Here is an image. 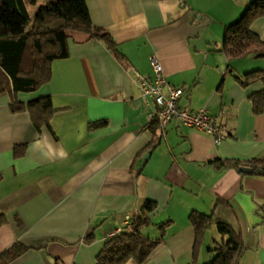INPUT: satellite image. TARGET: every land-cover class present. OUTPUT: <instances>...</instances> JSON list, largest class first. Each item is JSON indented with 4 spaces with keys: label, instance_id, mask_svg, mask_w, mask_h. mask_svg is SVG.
Returning a JSON list of instances; mask_svg holds the SVG:
<instances>
[{
    "label": "crops",
    "instance_id": "1",
    "mask_svg": "<svg viewBox=\"0 0 264 264\" xmlns=\"http://www.w3.org/2000/svg\"><path fill=\"white\" fill-rule=\"evenodd\" d=\"M85 1L114 49L66 31L68 57L52 62L50 81L16 95L23 103L49 95L50 129L34 127L27 111L10 110L11 95H0V253L18 242L27 249L8 264H95L107 234L152 202L141 232L163 240L142 263L125 264H209L221 236L212 226L196 243L189 214H207L221 199L246 248L238 264H264V174L214 164L264 157V109L254 114L249 100L262 82L235 79L264 68V58L221 51L225 27L253 0ZM250 28L264 41V16ZM150 56L170 84L186 88L180 106L206 108L223 124L220 144L175 121L152 143L155 105L133 73L152 79Z\"/></svg>",
    "mask_w": 264,
    "mask_h": 264
},
{
    "label": "trees",
    "instance_id": "2",
    "mask_svg": "<svg viewBox=\"0 0 264 264\" xmlns=\"http://www.w3.org/2000/svg\"><path fill=\"white\" fill-rule=\"evenodd\" d=\"M36 1L0 0V95H11L10 110L27 111L34 127L50 129L51 119L56 112L50 96H39L23 103L16 95L35 92L50 81L52 62L68 57L66 31H81L92 38L102 39L111 49H114V41L104 28L92 23L85 0H52L31 14L29 6L36 4ZM262 16L264 0H253L236 21L225 27L221 51L226 57L254 54L264 58V41L250 28L252 22ZM235 79L244 87L253 81L262 82V88L249 95L252 112L261 114L264 109V68L245 72ZM157 128V122L151 120L149 129L153 136L152 143ZM24 147L14 146V155L22 156ZM216 163L235 168L249 166L253 173L264 174V157L253 158L247 163L236 160H219ZM154 206L152 202H145L140 212L130 216L129 228L106 238L95 264H125L129 259L142 263L146 260L163 240V236L150 239L141 232L150 223L148 213ZM259 209L264 212V205ZM6 221V216L0 213V225ZM189 221L195 230L196 243L212 226L221 236L222 241L212 249L215 255L209 264L239 263L246 248L237 217L226 202L218 199L207 214L192 211ZM26 249L15 242L0 253V264H8ZM54 264H59L57 259Z\"/></svg>",
    "mask_w": 264,
    "mask_h": 264
},
{
    "label": "built area",
    "instance_id": "3",
    "mask_svg": "<svg viewBox=\"0 0 264 264\" xmlns=\"http://www.w3.org/2000/svg\"><path fill=\"white\" fill-rule=\"evenodd\" d=\"M149 61L153 73L152 79L135 70L133 73L141 95L144 98H150L155 105V109L149 114V119L157 122L160 136H164L166 126L175 121L182 126L207 134L214 144H220L227 136L223 124L206 108L192 110L180 106L179 100L186 92V88L174 86L166 80L162 64L155 56H150ZM129 227L130 222H125L123 227L109 232L107 238Z\"/></svg>",
    "mask_w": 264,
    "mask_h": 264
},
{
    "label": "rangeland",
    "instance_id": "4",
    "mask_svg": "<svg viewBox=\"0 0 264 264\" xmlns=\"http://www.w3.org/2000/svg\"><path fill=\"white\" fill-rule=\"evenodd\" d=\"M43 4H45L43 0H37L36 4L29 6L30 13L33 14Z\"/></svg>",
    "mask_w": 264,
    "mask_h": 264
},
{
    "label": "water",
    "instance_id": "5",
    "mask_svg": "<svg viewBox=\"0 0 264 264\" xmlns=\"http://www.w3.org/2000/svg\"><path fill=\"white\" fill-rule=\"evenodd\" d=\"M238 170L241 172V173H246V174H249V173H252V168H250L249 166H240L238 168Z\"/></svg>",
    "mask_w": 264,
    "mask_h": 264
}]
</instances>
